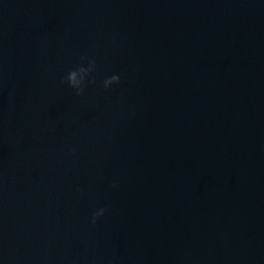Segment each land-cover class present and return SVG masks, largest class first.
<instances>
[{
    "label": "water",
    "instance_id": "95a60500",
    "mask_svg": "<svg viewBox=\"0 0 264 264\" xmlns=\"http://www.w3.org/2000/svg\"><path fill=\"white\" fill-rule=\"evenodd\" d=\"M0 264H264V0H0Z\"/></svg>",
    "mask_w": 264,
    "mask_h": 264
},
{
    "label": "clouds",
    "instance_id": "9594fccd",
    "mask_svg": "<svg viewBox=\"0 0 264 264\" xmlns=\"http://www.w3.org/2000/svg\"><path fill=\"white\" fill-rule=\"evenodd\" d=\"M97 72L98 58L95 55L82 54L76 64L69 68L66 75L60 79L59 83L71 89L76 97H83L90 86L95 87L99 84V87L104 92H109L121 83V76L118 73L105 76L102 80L98 81ZM69 151L75 152V149H69ZM117 186L118 182H113L111 185L113 189L117 188ZM77 191H80V189L78 188ZM107 211L108 209L105 207L94 210L88 222L95 226L106 215Z\"/></svg>",
    "mask_w": 264,
    "mask_h": 264
}]
</instances>
